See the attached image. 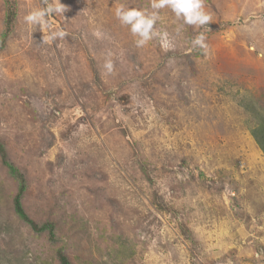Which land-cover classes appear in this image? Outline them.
I'll use <instances>...</instances> for the list:
<instances>
[{"label":"rangeland","instance_id":"rangeland-1","mask_svg":"<svg viewBox=\"0 0 264 264\" xmlns=\"http://www.w3.org/2000/svg\"><path fill=\"white\" fill-rule=\"evenodd\" d=\"M47 2L66 10L42 30L45 0H0V142L56 240L16 214L0 155V264H264V0H203L200 27L151 0ZM121 5L158 35L137 47Z\"/></svg>","mask_w":264,"mask_h":264},{"label":"clouds","instance_id":"clouds-1","mask_svg":"<svg viewBox=\"0 0 264 264\" xmlns=\"http://www.w3.org/2000/svg\"><path fill=\"white\" fill-rule=\"evenodd\" d=\"M45 4V7L33 10L26 15V22L35 26L40 25L43 30L45 26L51 27L47 18L53 14L65 13L66 9L59 2L48 3L45 0ZM151 8L154 10L169 8L178 20L182 19L184 24L194 25L195 27L207 25L211 21L210 15L204 10L203 0H151ZM115 15L122 25H130L132 35L138 37L135 41L137 47H143L158 35L154 30V24L159 18L157 12L149 14L142 9L126 8L121 5L116 8ZM66 35L67 33L61 29L51 32L50 39H63ZM48 39L49 37H46L44 34L42 43L48 42ZM204 41L205 37L201 34L195 37L191 41V44L194 48L206 49L207 45ZM104 68L111 73L113 71L112 62L107 60Z\"/></svg>","mask_w":264,"mask_h":264},{"label":"trees","instance_id":"trees-1","mask_svg":"<svg viewBox=\"0 0 264 264\" xmlns=\"http://www.w3.org/2000/svg\"><path fill=\"white\" fill-rule=\"evenodd\" d=\"M6 38H7V35L4 36V39ZM5 43H6L5 40H0V44H5ZM251 134L253 135L259 148L264 153V123H260L259 125L252 128ZM0 155L2 157L3 163L8 167L10 174L14 176V178L17 179L19 183L18 192L13 199L14 210L16 214L23 221H25L32 228L33 231L35 232L47 231L51 241H55L56 240L55 224L53 222H48V221L44 222L43 224H39L37 221L31 218L29 214L27 213L24 207V194L27 189L26 177L20 170H18V168L12 162H10V160H8L6 148L1 142H0ZM58 255H59L61 264H70L69 258L61 249H59Z\"/></svg>","mask_w":264,"mask_h":264}]
</instances>
